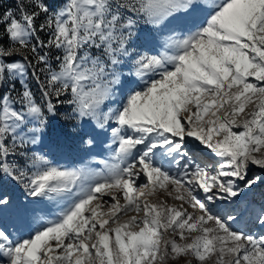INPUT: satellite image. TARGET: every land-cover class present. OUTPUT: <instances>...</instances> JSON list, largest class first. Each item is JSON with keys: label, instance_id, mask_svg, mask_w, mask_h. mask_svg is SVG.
<instances>
[{"label": "snow or ice", "instance_id": "snow-or-ice-1", "mask_svg": "<svg viewBox=\"0 0 264 264\" xmlns=\"http://www.w3.org/2000/svg\"><path fill=\"white\" fill-rule=\"evenodd\" d=\"M145 31L160 37L156 54L137 49ZM61 108L110 130L111 162L29 155ZM186 138L215 159L196 162ZM253 167L264 171V0H16L0 11V177L32 198L18 210L26 234L0 227V264H264V232L233 227L248 207L212 209L264 182ZM10 206L0 194V214Z\"/></svg>", "mask_w": 264, "mask_h": 264}, {"label": "rangeland", "instance_id": "rangeland-1", "mask_svg": "<svg viewBox=\"0 0 264 264\" xmlns=\"http://www.w3.org/2000/svg\"><path fill=\"white\" fill-rule=\"evenodd\" d=\"M16 0H0V11L15 7ZM40 21H37L39 23ZM43 38V34H41ZM160 37L155 32H142L137 40V49L139 51L153 50L156 54L159 50ZM56 62L53 60V67ZM29 84L36 92L39 99V92L35 82L29 77ZM127 87L117 96L116 102L119 103L127 95ZM115 106V104H113ZM69 111L67 108H61L57 117L50 121L46 133L36 145H29V155L31 152L43 154L54 165L62 168H78L86 166L90 169L99 170L104 167V161H110L111 149L107 147L110 144L111 133L96 129L93 132L92 126L87 121H76L75 119H65L64 113ZM89 135L95 136L91 147L82 143V138L87 139ZM186 147L190 154L198 163L211 162L215 159L209 150L201 146L192 138H186ZM250 175L264 176V171L253 167ZM7 193L13 200V206H10L3 214H0V227H8L9 230L16 229V235L26 234L27 216L22 220L18 210L32 206V198L28 197L23 187L10 178L0 177V194ZM171 203V201H169ZM42 206L46 211H55V204L50 201H43ZM247 206L249 211L242 213V219L233 227L239 228L253 235H259L264 232L255 223L256 210L264 207V182L257 183L252 189L246 190L235 199L231 204L228 202L217 201L212 205L214 212L223 214L225 210L234 207ZM44 213H41L43 215ZM48 219H55V216H48ZM180 264H183L181 261Z\"/></svg>", "mask_w": 264, "mask_h": 264}]
</instances>
